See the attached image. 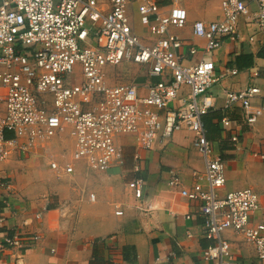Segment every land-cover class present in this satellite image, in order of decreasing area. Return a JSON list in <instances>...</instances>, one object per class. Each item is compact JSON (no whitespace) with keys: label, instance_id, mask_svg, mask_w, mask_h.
Returning <instances> with one entry per match:
<instances>
[{"label":"built area","instance_id":"1","mask_svg":"<svg viewBox=\"0 0 264 264\" xmlns=\"http://www.w3.org/2000/svg\"><path fill=\"white\" fill-rule=\"evenodd\" d=\"M131 2H136L140 24L147 27L145 39L132 28L127 13ZM179 2L171 0L163 10L150 0H0V162L41 146L48 167L63 174L73 171L75 161L92 171H105L123 163L118 136L134 134L139 146L150 148L158 137L187 129L203 170L193 173L190 188L181 187L174 171L167 184L199 202L205 237L213 240L202 249V258L237 264L230 242L221 235L230 229L252 244L264 264V219H255L264 212V189L243 187L218 194L225 182L224 161L206 138L201 116L213 106L207 91L222 74L214 73L211 59L186 62L179 51L182 39L169 31L186 24L187 12ZM240 19L251 30L249 41L264 36V0H221L220 17L194 20L192 34L204 39L208 51L219 46L221 36L236 37ZM195 51L193 45L187 49L189 54ZM124 62L158 79L144 85L110 83L107 68ZM75 67L80 78L71 81ZM182 86L188 88L186 101L170 106ZM234 103L241 107L244 124L252 125L264 112V93L251 83L225 90V106ZM221 125L227 128L229 119L223 117ZM64 134L72 149L69 160L60 162L49 142ZM230 140L237 142V136ZM252 155L264 159V154ZM141 184L140 179L127 183L135 198L141 196ZM0 186L8 187L7 181H0ZM88 197L93 200L94 195ZM23 239L2 232L0 252L18 249Z\"/></svg>","mask_w":264,"mask_h":264},{"label":"crops","instance_id":"2","mask_svg":"<svg viewBox=\"0 0 264 264\" xmlns=\"http://www.w3.org/2000/svg\"><path fill=\"white\" fill-rule=\"evenodd\" d=\"M150 1L163 10L171 4V0ZM220 1L180 0L187 12L186 24L169 31L182 39L179 51L186 62L211 59L214 73L222 74L207 91L213 106L203 115L205 136L224 161L225 182L218 194L243 187L261 191L264 174L257 173L250 160L253 153L264 154V112L252 125L244 124L237 103L225 106L224 91L251 83L264 93V36L249 41L251 30L240 19L236 37L221 36L218 47L205 51L204 39L192 34L191 24L218 19ZM249 6L255 8L254 2ZM127 13L134 32L142 39L149 37L147 27L139 22L136 2L128 4ZM192 45L196 51L189 54ZM130 64L140 70L130 82L144 85L158 79ZM232 68L237 71L229 74ZM187 92L182 86L170 106L182 105ZM2 109L0 105V113ZM223 117L229 119L227 128H222ZM234 134L237 142L230 140ZM117 141L123 145V163L105 171H92L83 161H75L73 171L63 174L48 167L41 146L0 162V181L8 183L6 188L0 186V234L25 238L18 249L0 252V264H213L201 256L213 240L205 237L199 202L167 184L174 171L181 187L190 188L193 173L203 170L192 132L176 130L169 138L158 137L150 148L139 146L134 134L118 136ZM71 143L65 134L49 142L60 162L69 160ZM133 179L142 182L139 198L127 186ZM255 219H264V212ZM221 235L230 242L237 264H261L252 244L240 235L230 229Z\"/></svg>","mask_w":264,"mask_h":264},{"label":"rangeland","instance_id":"3","mask_svg":"<svg viewBox=\"0 0 264 264\" xmlns=\"http://www.w3.org/2000/svg\"><path fill=\"white\" fill-rule=\"evenodd\" d=\"M133 66L134 65L130 63L124 62L114 66V68L110 67V70L107 69L106 77L110 83L126 82L135 79L139 75L140 70ZM79 78L80 73L78 71V68L75 67L73 73L71 74V81L79 80ZM250 161L255 167L257 173L264 174L263 160H260V158L253 156V159H251Z\"/></svg>","mask_w":264,"mask_h":264},{"label":"trees","instance_id":"4","mask_svg":"<svg viewBox=\"0 0 264 264\" xmlns=\"http://www.w3.org/2000/svg\"><path fill=\"white\" fill-rule=\"evenodd\" d=\"M261 54V53H260ZM237 70V69H236ZM205 114V113H204ZM203 114V115H204ZM203 115L201 116V121H202V123H203V125H205V119H204V117H203Z\"/></svg>","mask_w":264,"mask_h":264}]
</instances>
